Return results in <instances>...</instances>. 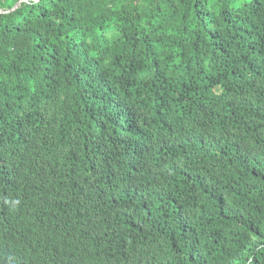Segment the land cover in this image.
Masks as SVG:
<instances>
[{"label": "trees", "instance_id": "obj_1", "mask_svg": "<svg viewBox=\"0 0 264 264\" xmlns=\"http://www.w3.org/2000/svg\"><path fill=\"white\" fill-rule=\"evenodd\" d=\"M0 264H264V0H0Z\"/></svg>", "mask_w": 264, "mask_h": 264}, {"label": "water", "instance_id": "obj_2", "mask_svg": "<svg viewBox=\"0 0 264 264\" xmlns=\"http://www.w3.org/2000/svg\"><path fill=\"white\" fill-rule=\"evenodd\" d=\"M16 5H17V4H16ZM16 5H15V6H16ZM15 6H14V7H15Z\"/></svg>", "mask_w": 264, "mask_h": 264}]
</instances>
